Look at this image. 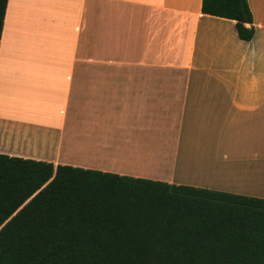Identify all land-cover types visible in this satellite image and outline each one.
<instances>
[{
  "label": "crops",
  "instance_id": "0c3cea01",
  "mask_svg": "<svg viewBox=\"0 0 264 264\" xmlns=\"http://www.w3.org/2000/svg\"><path fill=\"white\" fill-rule=\"evenodd\" d=\"M201 1L7 0L0 154L264 199V0Z\"/></svg>",
  "mask_w": 264,
  "mask_h": 264
},
{
  "label": "trees",
  "instance_id": "16d2710c",
  "mask_svg": "<svg viewBox=\"0 0 264 264\" xmlns=\"http://www.w3.org/2000/svg\"><path fill=\"white\" fill-rule=\"evenodd\" d=\"M201 13L253 38L247 0ZM0 264H264V199L0 154Z\"/></svg>",
  "mask_w": 264,
  "mask_h": 264
}]
</instances>
